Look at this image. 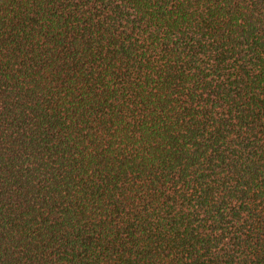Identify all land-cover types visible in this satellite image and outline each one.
Here are the masks:
<instances>
[{
    "label": "trees",
    "instance_id": "trees-1",
    "mask_svg": "<svg viewBox=\"0 0 264 264\" xmlns=\"http://www.w3.org/2000/svg\"><path fill=\"white\" fill-rule=\"evenodd\" d=\"M0 264H264V0H0Z\"/></svg>",
    "mask_w": 264,
    "mask_h": 264
}]
</instances>
